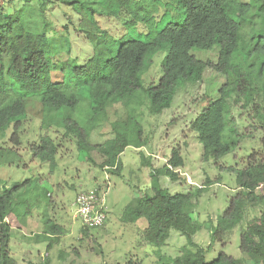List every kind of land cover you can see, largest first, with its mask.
Masks as SVG:
<instances>
[{
	"label": "trees",
	"instance_id": "obj_1",
	"mask_svg": "<svg viewBox=\"0 0 264 264\" xmlns=\"http://www.w3.org/2000/svg\"><path fill=\"white\" fill-rule=\"evenodd\" d=\"M28 3L8 16L0 8V135L12 127L10 142L20 146L27 116L25 98H38L44 109L43 130L57 126L63 135L60 139L43 135L30 147L34 158L55 166L64 141L74 137L79 150L100 153L104 157L102 168L111 167L120 174L122 166L118 160L131 145L129 138L133 135L121 124L135 122L139 135L142 132L134 117L136 109L129 111L125 107L126 120L112 123L114 138L93 145L89 131L74 118L82 96L90 101L95 114L103 113L107 120L110 106L144 89L150 98L151 112L161 114L172 105L180 82L201 85L206 70L225 76L226 82L219 89L218 98L190 125L198 134L205 160L212 157L218 164L235 146L253 139L257 132L264 133V0H28ZM55 4L71 7L79 19L77 31L92 45L90 59L84 65L67 63L61 70V79L53 75L50 33L55 29L47 17L49 7ZM181 6L185 16L176 23ZM99 17L116 21L124 33L116 35L103 29ZM164 22L166 26L162 28ZM141 35L146 39L142 40ZM64 42L69 46L68 38ZM167 45L162 75L158 83L145 89L144 76L153 66L156 54L165 51ZM214 49L218 50L216 63L193 54L195 50ZM232 109H238L241 117L246 116L249 125L244 133L239 131V119L232 116ZM261 142L262 148L248 156L243 169H229L237 174L240 192L220 218L213 233L214 242L225 246L227 237L242 224L247 211L264 206V136ZM183 166L181 150L174 148L166 167L168 177L186 184L176 172ZM158 174L155 171L152 176ZM19 187L5 189L0 195V264H16L10 254L12 225L8 218ZM134 195L123 223L136 224L146 218L147 227L143 231L146 243L161 247L170 231L176 230L196 249L185 247L172 264H241V260L225 251L207 261L209 249L194 243L190 209L196 196L188 192L173 195L162 188L154 189L152 194L136 189ZM90 230L84 227L83 238H89ZM50 231L53 235L62 234L54 223ZM240 233L241 253L250 258L251 264H264V211L241 227ZM55 242H50L48 249Z\"/></svg>",
	"mask_w": 264,
	"mask_h": 264
},
{
	"label": "rangeland",
	"instance_id": "obj_2",
	"mask_svg": "<svg viewBox=\"0 0 264 264\" xmlns=\"http://www.w3.org/2000/svg\"><path fill=\"white\" fill-rule=\"evenodd\" d=\"M28 4V0H12L11 3L0 0L5 16ZM184 16L185 9L181 6L175 22L180 23ZM47 17L55 29L50 33L53 75L61 79V70L67 63L84 65L90 59L92 45L77 31L79 19L71 7L55 4L49 7ZM98 20L103 29L116 35L124 33L116 21L104 17ZM145 35L140 38L145 40ZM65 38L69 39V46L65 45ZM168 49L167 45L165 51L156 54L153 66L144 76L145 89L158 83ZM193 54L203 61L215 63L218 58L217 49L195 50ZM225 82V76L211 70H206L201 85L180 82L172 105L161 114L151 112L150 98L143 89L122 103L110 106L107 120L103 113L95 114L90 101L82 96L74 118L89 131L93 145H102L114 138L112 123L126 120L125 107L129 111L136 109L134 117L142 132L139 135L135 122L121 124V128L129 129L133 135L129 138L131 145L119 157L120 174L114 173L111 167L102 168L104 157L100 153L79 150L74 137L64 141L55 166L34 158L30 151L32 144L39 142L43 135L60 139L63 130L59 131L57 126L43 130L44 109L39 99L25 98L27 116L21 129V145L11 144L12 127L0 135V195L5 189L20 185L10 204L8 218L12 225L10 254L16 264H172L185 247L196 250L186 236L171 230L165 245L156 247L144 241L146 218L136 224L122 222L136 189L152 194L159 188L168 189L173 195L188 192L196 196L190 209L194 243L209 249L207 261L225 251L241 260V264H251L250 258L240 251V228L260 216L264 206L247 211L242 224L227 237L225 246L213 241V233L231 199L240 192L237 174L229 169L246 166L248 156L262 148L264 133L257 132L253 139L244 140L217 164L212 157L205 160L198 134L190 129L198 115L218 98V91ZM231 114L239 119V131L244 133V128L249 125L246 116L241 117L238 109H232ZM174 148L181 150L184 166L176 172L186 184L167 175L168 159ZM155 171L159 172L158 177L152 176ZM83 191L104 193L108 208L106 224L101 229L90 230L89 238H83L84 226L75 217L74 203L78 193ZM53 223L61 228V235L51 234ZM54 240L56 242L48 249Z\"/></svg>",
	"mask_w": 264,
	"mask_h": 264
},
{
	"label": "built area",
	"instance_id": "obj_3",
	"mask_svg": "<svg viewBox=\"0 0 264 264\" xmlns=\"http://www.w3.org/2000/svg\"><path fill=\"white\" fill-rule=\"evenodd\" d=\"M76 219L80 220L85 228H102L108 219L106 198L100 191H83L78 193L75 203Z\"/></svg>",
	"mask_w": 264,
	"mask_h": 264
}]
</instances>
